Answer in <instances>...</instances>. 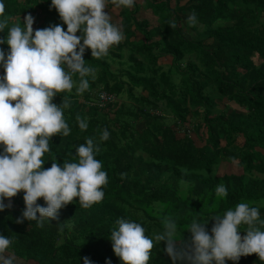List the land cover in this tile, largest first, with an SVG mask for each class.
<instances>
[{"label": "trees", "instance_id": "obj_1", "mask_svg": "<svg viewBox=\"0 0 264 264\" xmlns=\"http://www.w3.org/2000/svg\"><path fill=\"white\" fill-rule=\"evenodd\" d=\"M2 2L12 22L19 19L23 24L30 14L34 31L57 24L66 31L60 18L48 21L51 0ZM138 4L121 8L124 38L106 56L92 58L91 50L85 49V63L95 69V79L86 77L89 88L78 94L74 87L52 101L59 106L67 97L64 118L70 134L51 137L43 167H51L52 161L76 162L77 147L93 138L99 149L95 158L108 174L104 198L90 208L81 207L74 198L59 210L57 220L46 221L43 227L35 221L16 223L25 208L22 191L4 200L11 207L0 211V235L13 240L9 252L19 264H83L84 257L92 264H122L110 240L120 218L141 223L150 238L163 231L166 215L178 222L180 231L194 217L208 220L206 230L211 235L210 218L234 210L241 202L257 207L264 220V0H142ZM162 8L171 15L157 25L141 15L150 9L154 19ZM193 12L197 22L190 26L187 20ZM6 35L7 29L0 32V39ZM0 49L9 51L6 43ZM122 50L128 51L126 55ZM160 58L168 64H159ZM113 65L118 68L112 69ZM73 80L78 85V74ZM101 93L114 100L102 101ZM123 98L130 103H120ZM222 100L227 104L219 109ZM78 116L88 123L84 131L78 127ZM104 129L109 139L100 141ZM222 162H235L240 171L218 175ZM221 184L227 188L224 198L215 193ZM37 203L45 206L42 198ZM245 228L241 226L242 237ZM182 236L191 240L188 231ZM164 248L163 241L157 244L148 264H173ZM225 264L264 262L252 254Z\"/></svg>", "mask_w": 264, "mask_h": 264}, {"label": "clouds", "instance_id": "obj_2", "mask_svg": "<svg viewBox=\"0 0 264 264\" xmlns=\"http://www.w3.org/2000/svg\"><path fill=\"white\" fill-rule=\"evenodd\" d=\"M109 2L116 8L134 5V0H51L66 31L60 24L34 31L33 16L26 15L23 24L19 19L12 22L5 16L0 0V32L7 29L0 44L6 43L9 49L7 54L0 49L4 69L0 77V211L11 207L4 200L22 191L25 208L16 223L35 221L37 227H43L46 221L57 220L59 210L73 203L74 198L83 208L104 198L102 188L108 183V174L95 158L99 149L93 138L77 147L76 162L61 165L52 161L47 169L43 165L51 137L70 134L64 118V109L69 106L67 97L57 106L52 102L54 96L71 92L74 87L78 94L86 91V77L95 79V69L86 65L85 49L91 50L92 58L99 59L124 38L120 27L104 11ZM187 22L190 26L196 24L195 12ZM171 26H176L174 21ZM78 31L82 35H77ZM75 74L79 76L78 85L73 80ZM77 123L82 131L88 128L87 121L79 116ZM109 135L104 129L100 141H107ZM215 193L224 198L227 188L218 185ZM40 198L45 206L37 203ZM210 219L214 221L211 235L206 230L208 220L194 217L184 230L191 234V240L185 241L184 231L170 215L162 218L163 231L151 238L141 223L120 218L116 221L118 227L111 231L112 251L122 264H148L152 249L163 241L173 264H225V260L235 262L252 254L264 262V220L257 207L241 202L234 210ZM242 225L246 226L243 237L239 234ZM12 244L11 238L0 235V264H17V257L9 252ZM83 264L92 262L84 257Z\"/></svg>", "mask_w": 264, "mask_h": 264}, {"label": "rangeland", "instance_id": "obj_3", "mask_svg": "<svg viewBox=\"0 0 264 264\" xmlns=\"http://www.w3.org/2000/svg\"><path fill=\"white\" fill-rule=\"evenodd\" d=\"M134 2H137V3H141L142 0H134ZM138 4V5H139ZM146 5V4H145ZM174 5V2L172 1L171 2V7H173ZM147 6V5H146ZM122 7L120 8H116L112 3H108L107 7L104 9V11L106 13H108L111 18H112V22L113 23H116L119 27H120V17L118 15L119 11H121ZM55 8L52 9L51 13H49L48 15V21H53L54 18H60L57 11H54ZM161 10V9H160ZM164 10V11H163ZM162 12L159 13L158 15H156V21H155V18L153 19L152 15H150V9H145V12L142 11V14L141 15H144V16H147L150 21L153 23V25H157L159 24V22H161V20H163L164 18H166L167 16H170L171 13L169 12V10L165 9V8H162L161 10ZM121 29V28H120ZM123 54L126 55V53L128 52L127 50H122ZM124 55V56H125ZM113 68L112 69H116L118 68L117 66L113 65L112 66ZM167 67V66H166ZM145 94V93H143ZM125 97V96H124ZM123 102H127V103H130V101L126 98H123V100L120 102V103H123ZM227 104L226 100H222L221 102H219V109H223L224 106ZM231 106V108L233 109H236V110H241L238 106H236L234 103H230L229 104ZM193 138H195L194 135H192ZM238 142H242L241 138L238 139ZM240 171L239 167H237V165L235 164V162L233 163H229L227 164L226 162H222L220 166L217 167V174L218 175H222L224 173H238ZM241 173V172H240ZM261 177H264V176H261Z\"/></svg>", "mask_w": 264, "mask_h": 264}, {"label": "crops", "instance_id": "obj_4", "mask_svg": "<svg viewBox=\"0 0 264 264\" xmlns=\"http://www.w3.org/2000/svg\"><path fill=\"white\" fill-rule=\"evenodd\" d=\"M121 11H122V9H120ZM121 11H119V13H118V15H119V17H120V15H121ZM120 19H121V17H120ZM120 28H121V21H120ZM168 61L169 60H167V59H165V58H160V60L158 61L159 62V64H161V65H163V64H168ZM17 264H19V262L17 261ZM27 264H34L33 262H29V263H27Z\"/></svg>", "mask_w": 264, "mask_h": 264}, {"label": "built area", "instance_id": "obj_5", "mask_svg": "<svg viewBox=\"0 0 264 264\" xmlns=\"http://www.w3.org/2000/svg\"><path fill=\"white\" fill-rule=\"evenodd\" d=\"M100 99L104 102H109V101H113L114 98L106 93H101L100 94Z\"/></svg>", "mask_w": 264, "mask_h": 264}]
</instances>
